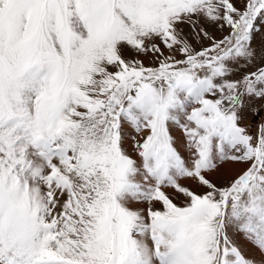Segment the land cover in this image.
I'll return each instance as SVG.
<instances>
[{
    "label": "snow or ice",
    "instance_id": "snow-or-ice-1",
    "mask_svg": "<svg viewBox=\"0 0 264 264\" xmlns=\"http://www.w3.org/2000/svg\"><path fill=\"white\" fill-rule=\"evenodd\" d=\"M0 264H264V0H0Z\"/></svg>",
    "mask_w": 264,
    "mask_h": 264
},
{
    "label": "rangeland",
    "instance_id": "rangeland-1",
    "mask_svg": "<svg viewBox=\"0 0 264 264\" xmlns=\"http://www.w3.org/2000/svg\"><path fill=\"white\" fill-rule=\"evenodd\" d=\"M177 203H180V201H177Z\"/></svg>",
    "mask_w": 264,
    "mask_h": 264
}]
</instances>
